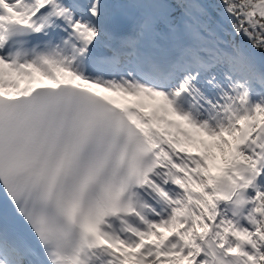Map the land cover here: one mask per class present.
Returning a JSON list of instances; mask_svg holds the SVG:
<instances>
[{
  "label": "snow or ice",
  "instance_id": "snow-or-ice-1",
  "mask_svg": "<svg viewBox=\"0 0 264 264\" xmlns=\"http://www.w3.org/2000/svg\"><path fill=\"white\" fill-rule=\"evenodd\" d=\"M0 264H264V0H0Z\"/></svg>",
  "mask_w": 264,
  "mask_h": 264
}]
</instances>
